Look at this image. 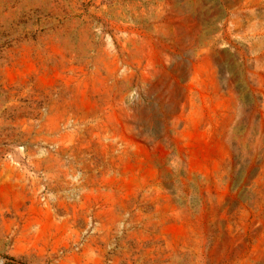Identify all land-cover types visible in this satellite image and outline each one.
Segmentation results:
<instances>
[{
	"label": "rangeland",
	"instance_id": "rangeland-1",
	"mask_svg": "<svg viewBox=\"0 0 264 264\" xmlns=\"http://www.w3.org/2000/svg\"><path fill=\"white\" fill-rule=\"evenodd\" d=\"M0 264H264V0H0Z\"/></svg>",
	"mask_w": 264,
	"mask_h": 264
}]
</instances>
